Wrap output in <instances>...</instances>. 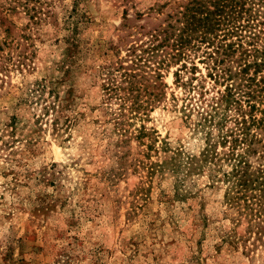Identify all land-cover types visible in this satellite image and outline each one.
Returning a JSON list of instances; mask_svg holds the SVG:
<instances>
[{
  "label": "rangeland",
  "instance_id": "1",
  "mask_svg": "<svg viewBox=\"0 0 264 264\" xmlns=\"http://www.w3.org/2000/svg\"><path fill=\"white\" fill-rule=\"evenodd\" d=\"M190 1L0 0V264H264V247L230 242L224 186L212 166L180 184L168 166L148 168L177 151L197 155L206 133H218L214 123L197 124L207 99L224 88L209 77L206 43L180 67L170 45L152 51L146 34ZM247 27L225 41L250 52L223 66L237 71L252 60L250 43L264 47V25ZM120 65L148 84L140 98L161 93L143 120L128 108L119 115V99L103 94L102 83L124 85ZM263 70L251 100L257 117ZM70 86L72 102L53 130L54 113L42 114L47 92ZM225 114L224 130L236 116L232 107Z\"/></svg>",
  "mask_w": 264,
  "mask_h": 264
},
{
  "label": "trees",
  "instance_id": "2",
  "mask_svg": "<svg viewBox=\"0 0 264 264\" xmlns=\"http://www.w3.org/2000/svg\"><path fill=\"white\" fill-rule=\"evenodd\" d=\"M210 2L212 8L206 7L204 0H191L178 12L173 22L168 21L165 25L150 28L146 34L151 38L152 51L170 45L171 62L174 61L176 64L188 58V51L199 50L198 42L206 43V48L212 46L210 50L204 48L202 51L206 54L204 59H210L211 62L212 72L208 74L215 80L222 79L220 82L224 88L220 95L207 99L205 107L199 111L202 121H198L197 124L214 123L218 127V133L216 136H213L211 131L206 133L205 144L197 155L182 159L177 151L169 160L162 163L151 162L149 165L151 167L148 168L154 173L156 169H153V166L158 168L168 166L180 184L181 177L195 172L200 173L208 165L212 166V179L216 176L215 181H221L224 186L223 201L232 223L228 234L230 242L237 244L238 241H242L244 244L248 243L250 247H264V109H261L262 115L257 117L256 103L251 101L254 94L260 91L256 89L258 86L256 84L257 74L264 69V47L259 49L258 45L250 43L253 51L252 60L242 59L244 61L238 65L237 71L228 64L227 67L223 66L237 53L239 58H243L249 51L243 47L240 40L238 43L231 39L225 41V36L239 35L237 33L245 30L246 25L250 29L254 20L259 27L264 25V1L261 0L262 4L258 0H210ZM240 19L245 23L242 24ZM223 30L224 33L220 36L219 32ZM131 49L135 50V46ZM180 67H186L185 61L181 62ZM119 68L124 69L122 72L123 78L126 79L124 85L109 80L101 84L103 94L110 97L115 95L114 97L119 99V115L123 116L128 108L132 118L143 120L153 110L152 104L159 100L161 93L151 90L147 99L140 98L141 90L147 88L148 84L138 79L141 76L133 69L129 73L122 65ZM192 68H195L193 63ZM250 68L252 75H247ZM234 78L238 79L237 83L234 82ZM259 78L263 80L264 77ZM52 90L50 88L47 92L51 100L42 106V114L46 115L50 111L54 113L51 121L55 130L57 121H61L59 112L67 110L72 102L73 89L70 86L61 94L57 90ZM119 90H122L120 95L117 92ZM205 93L198 91L200 104L205 101L203 97ZM231 107L236 115L233 117L234 125L224 130L223 125L227 119L225 111ZM216 115L218 121H214ZM39 118L40 116H37L36 121ZM64 121H67L66 117ZM144 130V126L138 129L136 135L138 140L145 134ZM147 146L149 148V145ZM176 195L178 196V193ZM241 226L243 230L238 233L237 229Z\"/></svg>",
  "mask_w": 264,
  "mask_h": 264
}]
</instances>
